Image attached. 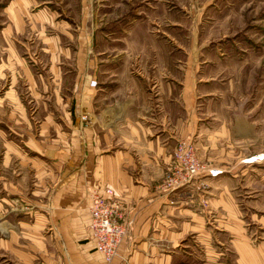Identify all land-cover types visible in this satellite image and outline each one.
<instances>
[{
    "label": "crops",
    "instance_id": "obj_1",
    "mask_svg": "<svg viewBox=\"0 0 264 264\" xmlns=\"http://www.w3.org/2000/svg\"><path fill=\"white\" fill-rule=\"evenodd\" d=\"M87 3L78 0L74 9L73 0L63 5L55 0H5L1 6L0 79L8 76L10 85L0 98V113L4 112L0 121L15 134L11 138L19 136L34 152L29 156L27 150H18L5 134L1 184L22 194L29 186L24 170L28 165L37 199L45 179L52 182L46 199L50 212L34 215L36 229L29 228L24 219L18 220L26 226L19 231V239L25 242H16V232L11 230L8 239L0 240V249L17 255L24 264H171L172 239L200 236L207 204L203 190L193 187V182L169 194L161 191L166 185L162 186L160 179L170 168L175 142L191 136L202 140L207 153L202 150L201 159L217 171L206 179L216 181L223 174L234 173L237 163L246 165L256 160L249 149L255 129L230 105L222 116L213 113L207 122L211 126L204 128L197 112L198 99L207 97V105L213 94V88L201 89L207 78L199 77L189 86L184 84L185 76L182 79L158 69L157 55L165 59L156 46L164 50L171 42L165 33L157 39L152 31L172 24L167 0H105L99 9L103 15L99 32L85 27L92 8ZM29 10L35 13L29 28L40 43L44 41L42 16L79 15L77 29H65L66 39H46L44 60L48 66L44 74L29 66L23 56ZM63 69L71 79L65 102H61ZM19 82L25 87L15 85ZM61 110L66 114L62 120ZM236 144L242 157L237 161ZM15 158L22 160L19 172L10 161ZM97 186L112 190L124 217L131 221L130 232L108 263L95 248L89 227L90 195L83 190L90 192ZM228 187L226 193L216 192L211 200L215 213L222 208L232 228L237 220L235 187ZM181 190H187L189 196L177 198L175 194ZM44 222L48 223L47 230L43 229ZM6 225L0 224V231L6 232ZM17 245L26 251L20 253Z\"/></svg>",
    "mask_w": 264,
    "mask_h": 264
},
{
    "label": "rangeland",
    "instance_id": "obj_2",
    "mask_svg": "<svg viewBox=\"0 0 264 264\" xmlns=\"http://www.w3.org/2000/svg\"><path fill=\"white\" fill-rule=\"evenodd\" d=\"M55 1L58 3L57 5L69 2V0ZM73 1L75 2L74 9H77L78 0ZM4 3L5 0H0V10ZM87 4L92 8L87 14L85 27L87 31L90 28H96L99 32L101 17L103 20L99 9L101 4H105V0H88ZM167 9L170 11L172 24L166 26L165 29L158 28L157 31H152L157 39L165 33L166 40L171 42L170 45L166 43L164 50H162L163 47L156 46L157 53L164 56L165 59L163 61L160 55H157L158 69L165 70L175 77L180 76L182 79L185 76L184 84L189 86H194L192 83L199 77L207 78L205 81L208 80V82L203 83L201 89L213 88L211 89L213 94L209 95L211 100L207 105L205 102L207 97H204V101L202 98L198 99L201 101L197 112L200 122L206 125L204 128L211 126L207 122H211L213 113L219 112L222 116V113L230 105L231 109L234 108L237 113L245 115L253 123L256 133L249 146L250 152L256 154V160L246 165L237 163L234 173L223 174L216 181L209 179L213 176L208 171L211 169L200 156L202 150L207 153V149H205L207 145H204L202 140L198 141L194 136H191L190 139L184 140L188 152H191L199 161L198 174L184 182H180L179 179H176V183L168 182V178L174 177L173 149L178 141L184 140L175 142L171 151L170 168L164 171L160 179L162 182L160 184L166 185V188H162L161 191L169 194L193 182V187L203 190L202 194L207 200V204L204 207L206 214L203 220L204 232L198 237L188 234L181 239H172L173 247L170 248L172 253H169L173 257L171 264H264V223L261 222L264 219V0H167ZM33 12L29 10L26 14L28 31L27 33L24 31L22 40L27 43V50H25L27 53H23V56L29 66L33 65L40 73L44 74L48 66V62L44 60L48 53L46 39L49 38L52 42L55 39H59V41L66 39L63 34L65 29H74L73 31H75L80 20L77 13L42 16L44 41L40 43L34 40L36 39L34 30L29 28L32 24L31 18L35 14ZM1 19L0 13V21ZM41 44L45 46L39 48ZM40 53H43V56ZM64 65L66 67L68 64ZM61 71L65 76L61 82L63 94L61 102H65L67 84L71 79L70 75H67L66 69ZM9 81L8 76L0 79V98L3 97L4 90L10 85ZM15 85L25 87L21 82L15 83ZM27 112L31 113L32 109ZM3 113H0V117L3 116ZM59 116L62 120L66 114L61 110ZM5 134L7 135L6 140L11 138L10 135H15L9 133V126L0 121V174L2 176H4L2 156L5 147ZM19 138V136H12L13 145L18 150H27V155L34 156V152H30L31 150ZM238 145L234 146L236 161L242 158L237 152L240 149ZM224 147L227 148L226 145ZM259 154H262L261 158H258ZM10 161L13 162L16 172L21 171L19 170L21 159L15 158ZM28 167L22 168L29 177V186L22 194L6 189L1 184L4 182V178L3 180L0 178V224H7L6 232L0 231V240L8 239L9 232L15 230L18 237L16 242H25L26 239H19V231L26 226L24 223H18V220L24 219L26 225H30L29 228L36 229L34 215L39 212L46 215L51 210L46 199L52 181L45 179L43 191L39 192L40 197L37 199L35 191L31 188L34 185V176ZM21 175L20 173L17 177ZM206 177L209 178L206 179ZM218 180H220L219 183ZM211 183H214V187ZM228 186L235 187L237 220L236 227L232 226V228L228 227L229 223L221 207V211H218L219 214L215 213L217 209L211 200L218 192L226 193ZM83 190L85 193H90L86 189ZM187 193V190H181L175 196L186 198L189 196ZM41 200H43V204ZM193 208L190 209L194 210ZM127 221L130 222L128 225H126ZM124 223L127 232H130L131 221L124 217ZM46 227H48V223L44 222L43 229L47 230ZM15 248L17 251H26L25 248L20 249L19 245ZM249 250L251 253H247ZM17 251L15 253L19 254L20 251ZM28 251L31 250L28 249ZM252 251L257 256H254ZM157 255L158 257L163 256L162 254ZM0 264H24V262H21L17 255L0 249ZM32 264L39 263L33 262Z\"/></svg>",
    "mask_w": 264,
    "mask_h": 264
},
{
    "label": "built area",
    "instance_id": "obj_3",
    "mask_svg": "<svg viewBox=\"0 0 264 264\" xmlns=\"http://www.w3.org/2000/svg\"><path fill=\"white\" fill-rule=\"evenodd\" d=\"M174 172L168 182L187 181L198 174L199 161L188 152L186 141H178L173 149ZM177 165V166H176ZM214 174L212 171L210 175ZM177 182V183H180ZM90 223L95 248L105 262H109L116 253L120 241L126 236L127 224L124 223L123 210L120 201L108 187H95L90 190Z\"/></svg>",
    "mask_w": 264,
    "mask_h": 264
},
{
    "label": "bare ground",
    "instance_id": "obj_4",
    "mask_svg": "<svg viewBox=\"0 0 264 264\" xmlns=\"http://www.w3.org/2000/svg\"><path fill=\"white\" fill-rule=\"evenodd\" d=\"M208 171L211 173V171H213V170H208ZM213 173H214V174H212V175H215V174L217 173V171L214 170Z\"/></svg>",
    "mask_w": 264,
    "mask_h": 264
}]
</instances>
